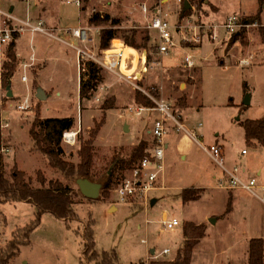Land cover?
<instances>
[{
    "label": "rangeland",
    "instance_id": "374dc122",
    "mask_svg": "<svg viewBox=\"0 0 264 264\" xmlns=\"http://www.w3.org/2000/svg\"><path fill=\"white\" fill-rule=\"evenodd\" d=\"M66 1L6 0V4H3L5 9L13 5L14 14L18 17L15 18L22 22L31 23V19H42L48 27L58 28L62 32L56 30L55 34L22 35L26 33L24 32L19 34L18 44L14 42L17 60L12 61L10 58L7 62L15 66L16 74L12 78V85L9 84L13 96L7 95L8 90L3 87L0 77V108L4 136L1 150L2 169L8 177H11L14 168L22 171L33 179L34 184H37L38 171L41 170L47 182L60 180L78 191L77 178L67 179L61 172L52 169L48 165L47 157L33 148L34 142L30 136L32 123L37 117L73 116L75 126L72 131L78 132L77 140L75 144H68L63 138V157L67 161L78 163L79 148L92 140L94 167L91 180L101 183L100 195L87 198L80 192L72 207L74 220L64 221L51 213H45L40 225L31 233L29 244L20 245L18 252L11 258L7 257V253L6 258L0 260V264H85L83 235L89 222L93 223L97 250L116 252L120 264H152L175 260L184 238L185 225L188 223L200 226L204 231L194 249L191 264L194 257V264H207L208 257V264H212L214 259L219 264H247L250 241L253 238L264 239V206L255 194L246 190L251 194L244 192L246 204L236 198L227 212L230 193L233 191L226 190L233 189L225 190L219 186V181L225 177L226 171L213 160L209 149L212 145L219 144L226 169L234 170L238 167L239 175L244 180L256 178L258 184L264 185V146L256 140H250L243 127L247 120L264 118V0L261 5L260 0H205L203 4L183 0L182 6L188 3L191 7V3L194 4L191 13L195 14V22L201 27V43L190 45L193 52L178 49L169 56H159L156 50L147 48L151 52L150 69H153H149V74L141 75L138 82L131 84L128 82L134 68L130 67V64H125L119 70L123 78H119L102 65L104 55L112 49L111 42L108 48H100L102 31L110 26V22L105 20V15L120 21L114 25L119 33L131 29L138 30V40H141L146 34L144 31H147L150 37L148 47H153L159 41L157 32L144 28L146 19L139 8L141 2L146 1L151 5L155 0H80V6L75 4L76 0H70L73 4H67ZM179 4V0H171L166 9L173 7L178 17L182 10ZM258 13L261 22L246 28L239 39L237 36L228 39L220 29L221 25L212 24L222 23L228 15L235 14L245 18ZM95 17H100L102 21L92 23L90 19ZM76 27L89 28L91 40L82 42L68 33L69 29ZM216 33L218 38L224 41L222 48L219 47L222 40L214 42L211 38ZM121 35L113 42L115 46L121 45L118 40L125 43ZM205 38L209 41V47L204 44L208 42H204ZM227 41L228 44L225 45ZM259 43L262 44L256 47ZM125 45L130 46L126 43ZM199 46L204 49L201 52L203 57L194 50ZM207 47L209 49L205 50ZM8 48L9 45L5 46V51ZM78 48L85 49L95 59L80 60ZM34 50L36 62L29 64L27 68L29 83H23L21 75L24 68L21 65L24 62L30 63ZM212 50L214 56L206 59ZM180 52L181 63L187 52L196 54L201 62L197 68H189L183 77H179L180 80L184 78L188 85H196L198 82V90L193 99L187 96L190 86L185 91L177 87V53ZM19 53L22 57H19ZM247 55L249 63L256 64L247 66L243 81V84L250 87L252 102L245 107L233 106L230 105L232 101L228 98L226 85H230L229 75H234L239 68L238 63L241 64V60ZM87 62L98 65L103 80L94 95L82 101L79 87L82 75L88 68ZM178 68L183 71L180 66ZM205 68L209 70L207 73L204 72ZM213 68H218L219 72L212 73L210 69ZM40 69L42 70L39 71ZM199 73H202L201 78ZM39 85L45 93H51L47 100L41 101L36 97ZM154 87L157 88V93H151ZM134 88L147 98L153 97L149 98L151 101H155L154 97H157L176 102L175 106L171 104L173 113L177 116L178 110L181 109L186 117L182 123L184 129L179 132L171 124L174 132L170 131L166 137L164 171L159 175L157 189L150 192L147 204L133 197L122 201L116 192L125 178L133 177V172L127 171L123 178L125 170L115 168L114 152L119 150L120 156L128 157L141 141L148 142V146L152 141L146 133L151 124L153 125L147 118L151 112L145 111L147 113L143 112L141 117L135 114L140 103ZM58 91L61 94L57 95ZM178 95H181V103L177 104ZM183 95L191 102L188 110L184 109ZM108 101L113 108H103ZM21 105L28 106L20 109ZM122 115L134 116L125 118ZM136 115L139 118H135ZM238 118L240 119L237 120ZM185 124L191 130L196 127L200 133L191 132L193 139L187 134ZM94 131L96 134L93 137ZM200 137L201 141L197 142ZM148 149L145 151L147 154ZM260 168L263 172L261 181L256 174ZM109 175H113V179L109 188H106L108 191L103 195L105 181ZM184 189H190L194 194L201 193L202 197L183 203L181 195ZM153 201L155 203L152 205ZM35 212L36 208L27 202L0 205L1 258L8 250L16 231L35 219ZM165 217L177 218L179 226L171 231L166 230L163 224ZM165 250H169L168 253H164ZM202 252H207V256H202Z\"/></svg>",
    "mask_w": 264,
    "mask_h": 264
},
{
    "label": "trees",
    "instance_id": "16d2710c",
    "mask_svg": "<svg viewBox=\"0 0 264 264\" xmlns=\"http://www.w3.org/2000/svg\"><path fill=\"white\" fill-rule=\"evenodd\" d=\"M183 1V0H182ZM197 3L203 4L205 0H193ZM191 2V1H190ZM263 0H260V5ZM194 4L191 3L190 8L182 6V10L179 12L180 19L191 15V11ZM170 12L175 13L173 7L169 8ZM12 13V12H11ZM17 17L14 13H12ZM18 18V17H17ZM260 14L258 13L255 16H249L243 18L246 23H260L259 20ZM22 19V18H21ZM26 20V19H22ZM106 22H110L108 29H104L101 34L100 48H108L112 39L118 37L120 34L121 38L125 41L126 44L131 47H135L139 50H144L149 48V50H157L156 45L153 47H148L150 37L147 31H144L146 34L142 37L141 40H138L140 34L138 30L131 29L130 31H122L119 33L117 29L114 28V25L118 24L120 21L118 19L112 18L110 15H105ZM92 23H97L100 20V17H95L90 19ZM261 25V24H260ZM263 28V26H260ZM245 29L240 31V34L237 35V39L243 35ZM18 34H15L14 38L9 42L8 55L12 61L17 60L16 53L14 52V43ZM151 61V55L149 57ZM9 62V61H7ZM5 62L4 64V73H2V83L3 87L7 88L10 84V78L14 74L15 66L11 63ZM88 68L86 73L82 75L80 83V100L90 99L94 93L98 90L100 83L103 80L101 71L98 68V65L94 62H87ZM87 65V64H86ZM137 90V89H136ZM137 96L139 98L138 103L141 107H147L152 109L156 106L154 101H151L146 97L141 91L137 90ZM155 93L153 89L151 93ZM187 100V99H185ZM186 106V104L184 105ZM105 109L113 108L112 105H109V101L104 105ZM39 114L41 111L39 109ZM42 116V115H41ZM75 126V117H47L35 118L30 129V136L34 142V149L47 157L48 165L61 172L64 177L67 179L70 178H82L90 177L93 169V158L92 151L93 145L92 140L86 142L85 145L80 149L79 148V157L80 161L74 163L72 161H67L63 157V138L64 134L67 131L74 130ZM243 127L246 131L247 137L250 140H256L259 144L264 145V118L259 120H247L243 123ZM96 134L94 131L93 137ZM4 143V136L2 133V112L0 108V205L7 204L9 202H27L33 205L36 208L35 219L27 224L23 228H19L15 235L14 239L9 243L8 250L5 252L3 257H0V260L6 258L8 253V258H11L18 252L20 245L29 244L31 233L40 225L42 216L45 213H51L56 218H59L64 221L74 220L73 205L76 203V199L79 195V192L72 187V185L64 184L60 180H51L47 182L44 173L39 170L37 175V184L33 183V179L27 176L24 172L15 170L11 172V177L6 176L5 172L2 169L3 165V154L1 153L2 146ZM148 142L141 141L138 146H136L128 157L120 156L119 150L114 152L113 162L115 163V168L124 171L132 168L136 163H139L142 159L145 158L147 153ZM113 179V176H110L108 180L105 181V188H103V195L108 191L106 188H109L110 182ZM201 193L194 194L191 193L190 189H184L182 191V201L183 203L199 200L202 195ZM199 195V196H197ZM79 201H77L78 203ZM232 201L229 200L227 212L230 209ZM74 218V219H73ZM191 230V232H190ZM204 235V231L201 230L200 226H195L193 223H188L184 228L183 241L179 248L176 259L168 262H153L152 264H191L192 255L195 247L198 244L200 238ZM84 257L85 264L94 263V264H120L119 258L116 252L102 251L99 252L96 248L95 236L93 223L89 222L84 228ZM10 250V251H9ZM248 263L247 264H264V239L263 238H253L249 244L248 250Z\"/></svg>",
    "mask_w": 264,
    "mask_h": 264
},
{
    "label": "built area",
    "instance_id": "2783aa9c",
    "mask_svg": "<svg viewBox=\"0 0 264 264\" xmlns=\"http://www.w3.org/2000/svg\"><path fill=\"white\" fill-rule=\"evenodd\" d=\"M70 2V0H69ZM171 0H155L151 5L146 2L140 3V9L145 14H148V23L144 26L149 31L157 32L159 38L158 43L154 44L157 47L156 53L159 56L170 55L173 51L179 49L191 48L190 45L200 44L202 41V34L200 26L196 24L195 14L188 15L180 19L177 14L170 12L166 9L170 5ZM181 4L179 7L182 9V0H179ZM76 4H80L77 0ZM31 21V20H30ZM34 23V24H31ZM22 22L15 18V16L7 9L3 7L0 0V51L8 45L9 42L14 38L15 34H22L24 32H42L44 34H55L56 30L59 33L60 29L53 30L48 27L45 22ZM214 26H220L224 35L229 39L240 33L242 29H248L251 26L257 25V23H246L243 18L238 15H230L222 23H212ZM73 37L85 42L91 40L89 37V28L76 27L68 30ZM212 40H222L218 38V35H213ZM208 39H204V42ZM223 41V40H222ZM209 42V41H208ZM220 48L224 46V41L221 42ZM186 44H189L186 46ZM228 41L225 42V45ZM192 49V48H191ZM79 59L87 60L88 58L95 59L93 55L83 49H78ZM151 52L148 49L139 50L135 47L125 45L124 42L120 46H113L111 50L104 55L102 59V65L116 74L119 78H123L120 73V69L125 64H130L133 67L135 62H140L142 70L147 71L149 68V57ZM158 63V62H156ZM160 63V62H159ZM196 57L194 54L187 52L184 54L182 64L188 68H194L196 66ZM241 65L249 64L248 59L241 60ZM139 68H134L129 77V82L133 83L132 77L135 75V71ZM23 81L27 80L24 76ZM150 98H153L150 96ZM156 106L150 110L157 111V118L154 120L152 125V135L154 137V145L148 149V154L142 159L135 167L136 170L133 173L132 178H126L124 183L120 185L118 192L120 199L125 201L130 197L138 198L140 202L147 204L150 200V192L157 189L159 175L164 171V158L165 150L167 147L166 137L170 133L171 124L176 131L184 129V125L173 113V107L170 103L163 99L155 98ZM27 104V101H26ZM28 105L19 106L20 109H25ZM149 108L139 106L136 114H141L143 111H147ZM78 132L70 131L64 134V141L68 144H74L77 140ZM210 155L213 160L223 167L226 171V175L219 181V186L225 189H244L249 190L255 194L261 202L264 203V185L258 184L256 178L243 179L239 175L238 167L234 170L225 168L224 156L221 147L218 145H212L209 149ZM246 151L244 150V153ZM166 230H174L179 226L180 222L177 218L168 219L165 217L163 222ZM169 250H165L164 253H168Z\"/></svg>",
    "mask_w": 264,
    "mask_h": 264
},
{
    "label": "crops",
    "instance_id": "0c3cea01",
    "mask_svg": "<svg viewBox=\"0 0 264 264\" xmlns=\"http://www.w3.org/2000/svg\"><path fill=\"white\" fill-rule=\"evenodd\" d=\"M5 1L6 0H1V4L3 5V4H6L5 3ZM28 1V0H27ZM77 1V0H76ZM76 1H75V4H76ZM80 1V0H79ZM81 2V1H80ZM146 2V1H145ZM66 3L67 4H73L72 3V1H70L69 2V0H67L66 1ZM142 3V2H141ZM146 3H148V2H146ZM77 6H80V5H78V4H76ZM7 8L9 9V11L10 12H12V13H14V10H15V7L12 5L10 8L7 6ZM7 9V10H8ZM139 11H140V13L142 14V16H143V18H145L146 20H145V22L146 23H148V14H145L144 12H142L141 11V9L139 8ZM193 14V13H192ZM229 16V15H228ZM227 16V17H228ZM178 17H180V15L178 16ZM178 17H177V19H178ZM28 18H31V17H29L28 16ZM226 18V17H225ZM225 18H223V20L225 19ZM227 19V18H226ZM225 19V20H226ZM30 20V19H29ZM31 21H33L32 19H31ZM38 21H43V22H45V24L47 25V23H46V21L45 20H42V19H39V20H37V21H33V22H38ZM27 33H31V34H44V33H42V32H26V33H24V34H22V35H25V34H27ZM240 33H237V35H239ZM21 35V36H22ZM236 35V36H237ZM20 36V37H21ZM249 37H250V35H249ZM19 40V37L16 39V41H15V43L16 44H18L17 42H19L18 41ZM117 39L116 38H114V39H112V41H111V47L113 48V46H115L116 44H114L113 42L114 41H116ZM118 41H120L121 42V44H122V40H118ZM204 44H206L205 46H208L209 47V42H206V43H204ZM262 43H259V44H257L256 45V47H258V46H260ZM9 45V44H8ZM8 45H6V46H8ZM5 47V46H4ZM4 47L1 49V51H0V77H2V73H3V71H2V68H3V65L5 64V62H7V61H9V59H10V57H9V55H8V49H7V51H5V49H4ZM206 48L205 50H208L209 48ZM78 49H83V48H78ZM78 49H77V51H78ZM111 49V48H110ZM179 49V48H178ZM83 50H85V49H83ZM182 50H185V49H182ZM186 50L187 51H191V52H193V49H191V48H186ZM195 51H196V53L197 54H199V56H201V57H203L202 55H201V52L204 50L203 48H201L200 46L199 47H196L195 49H194ZM75 51V50H74ZM86 51V50H85ZM241 52V51H240ZM20 55H19V57H22V55H21V53H19ZM195 55V57H196V61H197V63H196V66L198 67V65H199V59H198V57L196 56V54H194ZM78 56H79V52H78ZM166 56V55H165ZM167 56H169V55H167ZM209 56H214V53H213V50H212V52H211V54L210 55H208L207 56V58L206 59H208V57ZM3 58H5V60H3ZM78 57H77V52H76V59H77ZM204 59V58H203ZM240 59V54H238V60ZM245 59H248V55L246 56V58ZM180 60H181V52L180 53H177V83H178V85H177V87H179V89L181 90V91H185V90H187V88H188V86H190V93H189V95H187V96H190L189 98H191V99H193V96H194V94L197 92V90H198V82H197V84L196 85H188L186 82H184V78H182L181 80L179 79V77H183L184 76V72H187V69H189V68H186L185 66H184V64H182L181 62H180ZM238 60H237V62H238ZM36 62V51L34 50V52L32 53V55H31V61H30V63H28V62H24L22 65H21V67H23L24 69H22V75H21V80H22V82L23 83H29V75H28V70L29 69H27L30 65L29 64H34ZM201 63V62H200ZM150 63H149V68H148V70L147 71H143L142 70V65H141V61L140 62H135V64H134V66L132 67V68H139V69H137L136 71H135V75L132 77V81H133V83L136 81V82H138L139 81V78L141 77V75H145L146 73H148V72H150L149 71V69H150ZM251 65L252 64H247V65H241V64H239L238 63V67L239 68H237L236 69V71L234 72V75H229V79H230V85H226V89H227V91H228V98L230 99V102L232 101V104H230V105H233V106H238V107H245V106H248V105H246V104H244V100H245V96L246 95H250V101L252 102V94H251V90H250V87L248 86V85H245V84H243V81H244V74H245V72H246V69H247V66H249V67H251ZM254 65H256L255 63L252 65V66H254ZM178 66H180L181 67V69L183 70V71H180V69L178 68ZM184 66V67H183ZM195 66V67H196ZM236 65H235V67H237ZM194 67V68H195ZM196 67V68H197ZM194 68H191V69H194ZM222 67H220V69H221ZM232 68V67H231ZM153 68H151L150 70H152ZM222 69H224V68H222ZM42 69H40L39 71H41ZM225 70V69H224ZM223 70V71H224ZM230 70V69H229ZM19 71H21V68L19 69ZM38 71V72H39ZM207 71H209V70H207L206 68H205V70H204V72H206L207 73ZM210 71L212 72V73H218L219 71H218V68L217 69H215V68H213V69H210ZM226 71V70H225ZM224 71V72H225ZM199 72V71H198ZM110 73V72H109ZM15 74L16 73H14L13 74V76L10 78V84L12 85V78L15 76ZM149 74V73H148ZM228 74V73H227ZM111 75H114V74H112L111 73ZM199 75H200V78H201V76H202V73L200 74L199 73ZM24 76H26L27 77V80L26 81H23V77ZM115 76V75H114ZM116 78V77H115ZM200 78H199V80H200ZM116 80L118 81V79L116 78ZM2 81V80H1ZM181 81V82H180ZM128 83H130V82H128ZM131 84V83H130ZM11 85H10V88H11V91H12V87H11ZM133 85V84H132ZM221 85H223V86H225L224 84H221ZM134 86V85H133ZM38 89H42L43 90V88H41V86L39 85V87L36 89V97H37V92H38ZM111 89V88H110ZM153 89V91H155V93H157L158 92V90H157V88L156 87H154V88H152ZM44 92H45V90H43ZM133 91H137L135 88L133 89ZM48 92V93H47ZM45 94L47 95V99L49 98V96L51 95V93L49 92V91H47ZM12 93H13V91H12ZM59 91L57 92V95H59ZM79 93H80V87H79ZM154 93V92H153ZM61 94V93H60ZM7 95H8V93H7ZM181 95H178L177 96V104L178 103H181L180 101H179V98H181L180 97ZM9 97H11V96H9ZM182 97H184L185 98V96L183 95ZM38 98V97H37ZM154 98H157V97H154ZM47 99H45V100H47ZM185 99H187V98H185ZM184 99V105L186 104V106H184V109H189L188 107H189V105H191V102H190V100L189 99H187V100H185ZM40 100V99H39ZM41 101H43V100H41ZM168 103H170V104H172V105H176V102H171V101H167ZM174 105V106H175ZM137 106H141V105H137ZM144 107V106H143ZM173 107V106H172ZM147 111H149V112H151L149 115H148V119L150 120V122H154V120L157 118V116H158V114H157V111H155V110H150V109H148ZM143 112H145V111H143ZM142 112V113H143ZM142 113L141 114H137L138 116H140L141 117V115H142ZM145 113H147V112H145ZM136 114V113H135ZM137 115H136V117L135 118H139V117H137ZM122 116H124L125 117V115H122ZM131 116H134V115H130V116H127V117H125V118H129V117H131ZM65 117H68V116H65ZM43 118H47V117H43ZM59 118H63V117H59ZM177 118L182 122V123H184L185 122V119H186V117H185V114H184V112L180 109V110H178V113H177ZM147 119V120H148ZM184 119V120H183ZM240 118H238L237 120H239ZM259 120V119H258ZM202 126V123H200L199 124V127H201ZM131 128V131H133V128H132V126L130 127ZM185 128H186V131H187V134L189 135V136H191L192 137V135H191V132H194V133H200V131L196 128V127H194V129H188L187 128V126H186V124H185ZM151 129H152V124H151V126H150V128H148L147 130H146V133L148 134V136H149V138H152V141L150 142V144H149V146L147 147V149L148 148H152L153 147V135H152V132H151ZM170 131H171V133L172 132H174V129H170ZM184 131V130H183ZM179 132V131H178ZM177 132V133H178ZM170 134V133H169ZM193 138V137H192ZM202 138H203V134H202ZM201 137H200V139L199 140H196L197 142H200L201 141V139H202ZM194 139V138H193ZM218 142H219V140H218ZM217 142H214V144H216ZM220 143V142H219ZM75 144V143H74ZM200 145H203V144H200ZM219 145V144H218ZM204 146V145H203ZM220 146H222V145H220ZM262 146H264V145H262ZM223 147V146H222ZM223 151H224V149H223ZM224 173V172H223ZM258 176H259V180H260V177H262L263 176V172H262V169L260 168L259 170H258V172L256 173ZM261 181V180H260ZM263 182H264V180H263ZM199 187V186H198ZM205 188H208V187H205ZM208 189H210V188H208ZM226 190V189H225ZM226 191H233L232 193H230V200L232 201L231 203L233 204V200L234 199H236V198H238L239 200H240V202H242V203H244V204H246V196H245V194H244V192H246V193H248V194H250L248 191H246V190H242V189H233V190H226ZM251 195V194H250ZM155 203V201L152 203V205ZM262 203V206H264V203L263 202H261ZM201 255L203 256V255H205L204 257H206L207 256V252H202L201 253ZM195 257L193 258V264L195 263ZM228 261H231V260H228ZM209 263V257H208V262H207V264ZM241 263H243L242 261H241ZM212 264H219L218 262H217V260L216 259H214V262H212Z\"/></svg>",
    "mask_w": 264,
    "mask_h": 264
},
{
    "label": "water",
    "instance_id": "95a60500",
    "mask_svg": "<svg viewBox=\"0 0 264 264\" xmlns=\"http://www.w3.org/2000/svg\"><path fill=\"white\" fill-rule=\"evenodd\" d=\"M186 4H187L186 6L189 8L190 5L188 3H186ZM7 90H8V96H13V93L11 91L10 86L7 87ZM37 97L40 100L47 99V95L45 94V92L42 89H38ZM250 102H251L250 101V95H246L245 100H244V104L249 105ZM77 183L79 184L81 192L87 198H96L100 195L101 184L91 182L89 179H78Z\"/></svg>",
    "mask_w": 264,
    "mask_h": 264
},
{
    "label": "bare ground",
    "instance_id": "6f19581e",
    "mask_svg": "<svg viewBox=\"0 0 264 264\" xmlns=\"http://www.w3.org/2000/svg\"><path fill=\"white\" fill-rule=\"evenodd\" d=\"M52 29L55 30V28H52ZM129 170H131V172L134 173L135 170H136V167H132L131 169H127V170H125V171L123 172V175H124L123 178H125V176H126V172L129 171ZM110 176H113V175H109V177H110ZM109 177H108V178H109ZM78 179H89L91 182H94V181L91 180V176H90V177H82V178H78ZM78 179H76V182L78 181ZM125 179H126V178H125ZM125 179H124V180H125ZM94 183H96V182H94ZM98 184H101V183H98ZM77 185H78V187H79V184H78V183H77ZM101 187H102V185H101ZM78 191H79V193L81 192L80 187H79V190H78ZM81 193H82V192H81ZM82 194H83V193H82Z\"/></svg>",
    "mask_w": 264,
    "mask_h": 264
}]
</instances>
